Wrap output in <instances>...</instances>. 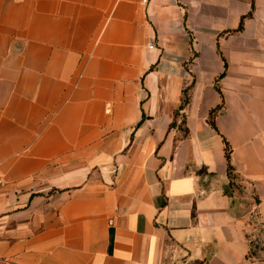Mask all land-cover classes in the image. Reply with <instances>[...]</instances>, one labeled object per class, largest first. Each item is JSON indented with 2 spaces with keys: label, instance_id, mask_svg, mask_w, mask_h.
I'll return each instance as SVG.
<instances>
[{
  "label": "crops",
  "instance_id": "0c3cea01",
  "mask_svg": "<svg viewBox=\"0 0 264 264\" xmlns=\"http://www.w3.org/2000/svg\"><path fill=\"white\" fill-rule=\"evenodd\" d=\"M0 178V264H264V0H0Z\"/></svg>",
  "mask_w": 264,
  "mask_h": 264
},
{
  "label": "trees",
  "instance_id": "16d2710c",
  "mask_svg": "<svg viewBox=\"0 0 264 264\" xmlns=\"http://www.w3.org/2000/svg\"><path fill=\"white\" fill-rule=\"evenodd\" d=\"M189 103V90L187 89L185 92H184V100L182 102V110L188 105ZM222 105L219 106V108L221 109ZM215 111H213L210 115V124L215 127V123H214V118H213V115H214ZM175 126V123H172L171 127H174ZM225 153H226V159L228 160L229 162V176L231 178V180L233 181L234 180V176H233V168L230 164V160H231V153H232V150L229 146V144L227 142H225ZM233 183L231 182L230 185H232Z\"/></svg>",
  "mask_w": 264,
  "mask_h": 264
},
{
  "label": "built area",
  "instance_id": "2783aa9c",
  "mask_svg": "<svg viewBox=\"0 0 264 264\" xmlns=\"http://www.w3.org/2000/svg\"><path fill=\"white\" fill-rule=\"evenodd\" d=\"M150 1H151V0H142V2H143L144 4H149ZM151 48H153V47H151ZM4 185H5L4 181L0 178V193H1V191H2V189H3V187H4Z\"/></svg>",
  "mask_w": 264,
  "mask_h": 264
},
{
  "label": "rangeland",
  "instance_id": "374dc122",
  "mask_svg": "<svg viewBox=\"0 0 264 264\" xmlns=\"http://www.w3.org/2000/svg\"><path fill=\"white\" fill-rule=\"evenodd\" d=\"M257 240V239H256ZM255 240V241H256ZM254 245H255V243H253ZM258 246V245H257ZM257 251L256 250H254V249H252V254L250 255V257H256V260L258 261L259 260V258H258V255H257V253H256Z\"/></svg>",
  "mask_w": 264,
  "mask_h": 264
}]
</instances>
